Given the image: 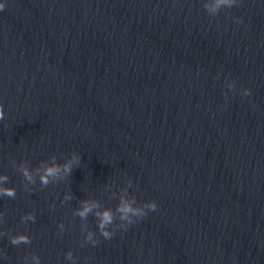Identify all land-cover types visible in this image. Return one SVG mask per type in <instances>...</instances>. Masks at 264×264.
I'll list each match as a JSON object with an SVG mask.
<instances>
[{
	"label": "water",
	"instance_id": "1",
	"mask_svg": "<svg viewBox=\"0 0 264 264\" xmlns=\"http://www.w3.org/2000/svg\"><path fill=\"white\" fill-rule=\"evenodd\" d=\"M0 110L16 191L0 197V264H67L69 249L76 264H264V0L213 15L201 0H5ZM72 153L70 174L39 182ZM122 195L157 210L84 244L97 210L119 223ZM83 200L98 208L80 218Z\"/></svg>",
	"mask_w": 264,
	"mask_h": 264
},
{
	"label": "clouds",
	"instance_id": "2",
	"mask_svg": "<svg viewBox=\"0 0 264 264\" xmlns=\"http://www.w3.org/2000/svg\"><path fill=\"white\" fill-rule=\"evenodd\" d=\"M203 9L210 15L216 14L221 8H232L240 3V0H201ZM5 7V0H0V10ZM232 20L236 24H241L242 20L239 17L233 16ZM223 86L229 93L238 92L241 97H248L251 92L248 88H237L235 82L224 77ZM3 118V111L0 110V119ZM79 163V156L76 153L69 155L63 164L56 162L50 164H42L38 179L43 185H47L51 178H60L64 175L71 173L72 169ZM21 174L26 180L32 182V174L27 168L21 169ZM8 177L0 173V197H15L16 191L13 187H8ZM94 208L98 206L94 202L83 200L80 202L79 208L75 210V215L80 218H85ZM157 210V204L154 200H146L141 204H137L134 200L126 198L122 195L116 205L115 212L118 213L119 223L114 224L113 211L109 209L97 210L95 216L97 218L96 231L84 230L83 243L95 246L97 244L96 235L103 237L105 240H109L114 235V227H119L121 230H127L128 227L141 219H143L148 212H154ZM22 222L35 221V217L31 212L25 213L20 217ZM0 235H3L0 232ZM9 243L13 246L27 245L30 243V237L24 232H16L15 234H9L7 236ZM2 255V253H0ZM64 260L67 264H76V258L73 252L69 249L64 252ZM23 264H41V259L35 252L28 253L23 257Z\"/></svg>",
	"mask_w": 264,
	"mask_h": 264
}]
</instances>
